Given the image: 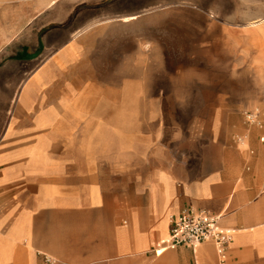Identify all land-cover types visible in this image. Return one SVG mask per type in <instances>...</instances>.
<instances>
[{
    "label": "crops",
    "instance_id": "0c3cea01",
    "mask_svg": "<svg viewBox=\"0 0 264 264\" xmlns=\"http://www.w3.org/2000/svg\"><path fill=\"white\" fill-rule=\"evenodd\" d=\"M98 1L27 0L24 24L0 10V264H264V123L245 116L264 119V0H181L204 10L189 52L225 72L120 96L82 83L64 26L70 6ZM191 208L232 231L225 259L214 240L155 253Z\"/></svg>",
    "mask_w": 264,
    "mask_h": 264
},
{
    "label": "rangeland",
    "instance_id": "374dc122",
    "mask_svg": "<svg viewBox=\"0 0 264 264\" xmlns=\"http://www.w3.org/2000/svg\"><path fill=\"white\" fill-rule=\"evenodd\" d=\"M19 1L21 5L0 6V10L19 8V19L24 24L33 7L26 4L27 0ZM180 1L101 0L70 6L71 15L64 26L70 34L74 32L69 40H74L85 52V68L79 75L82 83H93L106 95L120 96L126 88L138 93L140 85L136 86L135 81L159 80L164 82L165 93L172 94L184 93L190 78L220 77L225 71L205 70L210 66L211 55L189 52L190 19L204 10ZM205 1L211 2L202 0ZM131 14L138 16L124 21L123 17ZM59 25L54 23L53 27ZM89 26L86 33L76 34ZM131 81L133 85L128 86ZM99 104L102 110L110 108L107 102ZM117 104L124 108V103ZM151 104L150 108L155 109ZM165 104L174 105L171 100Z\"/></svg>",
    "mask_w": 264,
    "mask_h": 264
},
{
    "label": "built area",
    "instance_id": "2783aa9c",
    "mask_svg": "<svg viewBox=\"0 0 264 264\" xmlns=\"http://www.w3.org/2000/svg\"><path fill=\"white\" fill-rule=\"evenodd\" d=\"M246 119L251 124L263 125L264 119L259 109L245 112ZM233 239L231 230L220 226L219 217L205 209H185L171 219L170 233L155 250L157 255L169 247L188 245L197 247L203 241L214 240L223 259ZM47 264H54L53 259L45 256Z\"/></svg>",
    "mask_w": 264,
    "mask_h": 264
},
{
    "label": "bare ground",
    "instance_id": "6f19581e",
    "mask_svg": "<svg viewBox=\"0 0 264 264\" xmlns=\"http://www.w3.org/2000/svg\"><path fill=\"white\" fill-rule=\"evenodd\" d=\"M136 17V16H135Z\"/></svg>",
    "mask_w": 264,
    "mask_h": 264
}]
</instances>
